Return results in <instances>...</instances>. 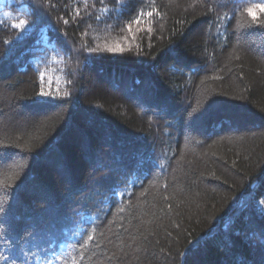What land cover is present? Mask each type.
<instances>
[{
    "label": "trees",
    "instance_id": "trees-1",
    "mask_svg": "<svg viewBox=\"0 0 264 264\" xmlns=\"http://www.w3.org/2000/svg\"><path fill=\"white\" fill-rule=\"evenodd\" d=\"M260 5L0 0V264H264Z\"/></svg>",
    "mask_w": 264,
    "mask_h": 264
},
{
    "label": "snow or ice",
    "instance_id": "snow-or-ice-1",
    "mask_svg": "<svg viewBox=\"0 0 264 264\" xmlns=\"http://www.w3.org/2000/svg\"><path fill=\"white\" fill-rule=\"evenodd\" d=\"M101 3H103V0H100ZM114 2L116 3H123V0H114ZM55 5H53L54 7ZM260 8V11L264 12V5H260L258 6ZM104 11H107V8H104L103 9ZM247 15L249 17L252 18L253 22H255L257 20V17H256V13L254 11L253 8H247L245 9ZM9 12H4L3 13V16L5 18H8L9 17ZM32 15H35V12L33 11ZM78 17L80 16V13L77 12L76 14ZM153 16V11H140L137 13V15L135 16V19L132 20L129 25H128V31L131 32L132 31V24H136V25H140L142 22H143V19L145 17H152ZM62 19V17L60 18ZM97 19H99V17H97ZM223 19V18H221ZM69 23L68 20H64V24L67 25ZM259 26L264 28V21H260L259 23ZM11 27L12 29L16 30L18 32V38H17V42H23L25 39L28 38V36L31 34V32L35 29L36 27V21L35 20H29L28 18H26L25 16H21V17H18L14 20V22L11 24ZM47 38L45 37V40ZM5 43H7V41H5ZM124 48L117 44L116 46L114 47H107V48H99V46L95 49L93 48H90L88 47L87 45H82L81 49H77V53H80L81 51H88L89 53H94V52H108V53H122L124 52ZM92 57H86L85 59H91ZM38 95L42 98H47L48 97V93L45 92V91H40L38 93ZM65 96H67V93H65ZM42 101H45V100H42ZM190 115V118L191 119H196L198 117H192L191 114ZM87 240L88 241H91L93 240V237L91 235H88L87 237ZM3 259H7V257H3Z\"/></svg>",
    "mask_w": 264,
    "mask_h": 264
}]
</instances>
